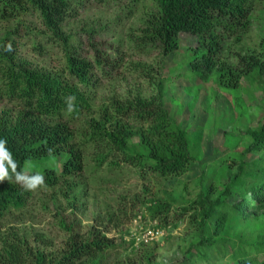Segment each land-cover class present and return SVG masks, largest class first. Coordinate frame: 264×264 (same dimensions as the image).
Listing matches in <instances>:
<instances>
[{
    "label": "trees",
    "instance_id": "1",
    "mask_svg": "<svg viewBox=\"0 0 264 264\" xmlns=\"http://www.w3.org/2000/svg\"><path fill=\"white\" fill-rule=\"evenodd\" d=\"M138 1L0 0V23H17L0 34V104L4 105L0 109V139L7 140L18 171L44 176L41 187L54 189L65 183L73 189L76 185L70 181L82 171L84 154L93 156L98 168L127 165L161 180L182 176L194 161L186 129L161 101L162 86L156 100L117 108L115 114L102 115L97 122L91 118L89 126L82 127L84 141L74 140L80 133L78 122L91 109L83 91L109 75L118 50L109 48L114 53L112 64L111 54L101 53L94 42L97 30L72 33L65 31L64 24L89 2L104 8L127 2L129 11ZM148 1L152 5L136 38L142 47L151 46L166 58L179 49V36L189 34L197 40L196 46L188 49L190 71L201 84L214 81L224 88L239 89L241 80L264 76L263 39L258 45L245 43L253 25L264 20V0ZM30 14L38 18L47 40L60 46L61 73L42 72L19 55L21 30L29 28L23 18ZM35 44L31 43V48L39 52ZM70 96L75 97L71 112ZM128 118L134 127L125 123ZM245 133L250 140L241 158L231 162L219 158L212 172L203 173L200 180L216 175L221 179L205 186L199 182L195 197L185 199L181 194L177 202L165 192L164 199L147 200L150 218L158 219L161 226L171 217L173 222L185 220L179 244L183 253H195L193 264H264V231L250 234L253 223L264 215V124ZM197 137L194 142L200 141L201 135ZM37 160L44 161L39 169L27 168ZM32 192L14 179L0 182V219L21 209ZM119 247L99 229L85 235L70 233L57 251L32 249L26 239L10 235L1 246L0 264H108ZM139 254L144 264H152L155 258L153 251Z\"/></svg>",
    "mask_w": 264,
    "mask_h": 264
},
{
    "label": "rangeland",
    "instance_id": "2",
    "mask_svg": "<svg viewBox=\"0 0 264 264\" xmlns=\"http://www.w3.org/2000/svg\"><path fill=\"white\" fill-rule=\"evenodd\" d=\"M126 4L104 8L89 2L78 11L76 18L64 24L65 31L72 33L86 28L97 30L94 42L103 54L110 55L109 48L118 50L116 64L109 75L94 88L83 91L91 109L78 122L80 133L77 132L74 140L84 141L82 127H88L91 118L97 122L102 115L115 114L117 108L155 99L162 86L161 101L171 117L186 129L194 161L182 176L161 180L127 165L112 170L107 165L98 168L93 156L84 154L82 171L70 181L76 185L73 189L63 183L54 189L33 190L21 209L0 219V249L4 240L13 235L26 239L32 249L57 251L70 233L85 235L99 229L106 238L120 245L117 252L111 254L108 264H144L139 257L144 250L155 253L152 264L194 263L195 253H183L179 244L185 220L173 222L175 219L171 217L165 227L161 226L158 219L150 218L147 200L150 197L164 199L165 192L173 195L177 202L181 194L191 199L198 193L199 182L205 186L211 180L221 179L216 175L200 180L203 173L206 176L212 172L219 158L224 157L228 162L241 158L250 140L245 131L264 124V76L241 80L239 89L224 88L214 81L201 84L189 66L188 49L196 46V37L181 34L179 49L163 58L151 46L142 47L136 40L151 2L139 0L129 11ZM254 15L257 16V10ZM262 15L264 17V10ZM23 19L30 32L21 30V58L42 72L61 73L64 61L60 46L42 34L43 28L34 14ZM16 24L0 23V34ZM262 39L264 42V20L253 25L245 43L258 45ZM33 42L40 48L39 52L32 50ZM3 106L0 104V109ZM206 108L210 110L208 113ZM130 119L124 121L134 127ZM198 135H201L200 141L194 142ZM43 162L33 161L27 168L39 169ZM253 225L250 234L264 231V215ZM147 230L159 232L154 241L142 239Z\"/></svg>",
    "mask_w": 264,
    "mask_h": 264
},
{
    "label": "clouds",
    "instance_id": "3",
    "mask_svg": "<svg viewBox=\"0 0 264 264\" xmlns=\"http://www.w3.org/2000/svg\"><path fill=\"white\" fill-rule=\"evenodd\" d=\"M75 97H67L68 111L73 110L72 101ZM7 140L0 139V182L13 181L25 190H36L44 185L42 174H29L27 170L18 171V164L13 159L12 153L7 148Z\"/></svg>",
    "mask_w": 264,
    "mask_h": 264
},
{
    "label": "built area",
    "instance_id": "4",
    "mask_svg": "<svg viewBox=\"0 0 264 264\" xmlns=\"http://www.w3.org/2000/svg\"><path fill=\"white\" fill-rule=\"evenodd\" d=\"M159 235V232L158 231H153V230H147L142 239L145 241V242H151V241H154L156 236Z\"/></svg>",
    "mask_w": 264,
    "mask_h": 264
}]
</instances>
